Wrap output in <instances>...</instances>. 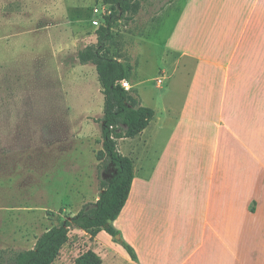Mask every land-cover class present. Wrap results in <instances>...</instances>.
<instances>
[{
	"label": "crops",
	"instance_id": "1",
	"mask_svg": "<svg viewBox=\"0 0 264 264\" xmlns=\"http://www.w3.org/2000/svg\"><path fill=\"white\" fill-rule=\"evenodd\" d=\"M153 13L130 52L136 60V48L157 51L163 78L185 76V96L173 105L160 94L149 126L118 141L134 162L128 200L112 222L119 238L101 231L91 241L83 231L89 238L60 264L87 251L102 264H264V0H169ZM63 164L32 166L31 196L46 206L20 212H52ZM81 168L78 161L77 199Z\"/></svg>",
	"mask_w": 264,
	"mask_h": 264
},
{
	"label": "rangeland",
	"instance_id": "2",
	"mask_svg": "<svg viewBox=\"0 0 264 264\" xmlns=\"http://www.w3.org/2000/svg\"><path fill=\"white\" fill-rule=\"evenodd\" d=\"M168 1L139 0L137 14L119 15L105 51L128 69L140 65L126 81L130 93L152 109L158 108L160 94L168 93L167 101L173 105L185 96V76L179 72L163 78L159 69L165 64L157 51L148 55L136 48V60L130 52L138 41L135 36L147 34L153 11ZM96 10L106 14L104 20ZM112 13L103 0H0V251L31 249L42 233L99 198L104 174L97 159L103 149V89L96 66L82 65L78 54L97 44L99 25ZM167 36L165 28L162 38ZM125 147L120 146L123 154ZM61 160L68 173L53 178L59 189L52 191L48 205L52 212H20L46 206L31 196L32 166L41 161L43 172L54 171ZM78 161L84 166L86 184L77 199L73 180L78 178ZM83 233L71 231L70 246H65L55 264L68 259L71 247L77 250L85 243L89 237Z\"/></svg>",
	"mask_w": 264,
	"mask_h": 264
},
{
	"label": "trees",
	"instance_id": "3",
	"mask_svg": "<svg viewBox=\"0 0 264 264\" xmlns=\"http://www.w3.org/2000/svg\"><path fill=\"white\" fill-rule=\"evenodd\" d=\"M111 6L113 13L97 30V44L80 51L78 59L82 65L94 64L98 80L103 89L104 113L101 118L103 149L97 154L103 170L101 192L96 203L86 205L74 216L65 217L41 236L33 249L0 251V264H55L63 247L70 240L73 229L90 235V240L105 231L112 237L119 236L112 222L120 215L130 193L134 179V162L122 155L118 141L140 135L154 119L152 108L143 106L140 99L121 86L129 79L131 69L117 59L105 54L107 44L113 39L112 27L120 16L139 12V0H103ZM107 178H104V176ZM132 261H137L134 250L121 242ZM76 264H102L94 252L87 251L76 259Z\"/></svg>",
	"mask_w": 264,
	"mask_h": 264
},
{
	"label": "built area",
	"instance_id": "4",
	"mask_svg": "<svg viewBox=\"0 0 264 264\" xmlns=\"http://www.w3.org/2000/svg\"><path fill=\"white\" fill-rule=\"evenodd\" d=\"M104 2V1H103ZM106 5H108V4H106ZM96 12L97 13H100V11L99 10H96ZM100 15H101V17H102V19L104 20V16L106 15L104 12H102V13H100ZM111 15V14H110ZM96 24H99V22H97L96 21ZM101 25H99V27H100ZM121 86L125 89V90H127V91H129V90H131V86L129 85V83L127 82V81H122L121 82Z\"/></svg>",
	"mask_w": 264,
	"mask_h": 264
},
{
	"label": "water",
	"instance_id": "5",
	"mask_svg": "<svg viewBox=\"0 0 264 264\" xmlns=\"http://www.w3.org/2000/svg\"><path fill=\"white\" fill-rule=\"evenodd\" d=\"M104 178H107V176L105 175V176H104ZM116 238L118 239L119 237H118V236H116Z\"/></svg>",
	"mask_w": 264,
	"mask_h": 264
}]
</instances>
